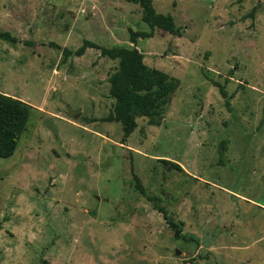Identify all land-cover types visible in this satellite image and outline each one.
Instances as JSON below:
<instances>
[{
	"label": "rangeland",
	"instance_id": "obj_1",
	"mask_svg": "<svg viewBox=\"0 0 264 264\" xmlns=\"http://www.w3.org/2000/svg\"><path fill=\"white\" fill-rule=\"evenodd\" d=\"M151 4L177 32L134 43L126 0H0V94L31 106L0 158V264H264V0ZM84 40L173 77L160 115L125 137L118 59L63 57Z\"/></svg>",
	"mask_w": 264,
	"mask_h": 264
},
{
	"label": "trees",
	"instance_id": "obj_2",
	"mask_svg": "<svg viewBox=\"0 0 264 264\" xmlns=\"http://www.w3.org/2000/svg\"><path fill=\"white\" fill-rule=\"evenodd\" d=\"M141 7V19L150 29L130 31L131 42L137 38L152 36L155 28L167 32H177L170 15L156 13L151 0H126ZM253 10L251 11L252 14ZM0 40L13 43L7 31H0ZM96 48L102 56L118 59V68L109 78V95L115 99L114 114L111 119L123 127V135L128 136L135 128L138 116L156 117L167 104L171 93L177 87V81L165 72L148 67L143 62L142 54L137 48H106L84 40L74 52L64 48L63 57L71 54L80 56L86 48ZM221 95L226 99L227 94L221 86ZM228 101L226 99L225 104ZM31 106L27 103L0 94V158L10 157L17 146L21 133L24 131ZM179 167L177 164H171Z\"/></svg>",
	"mask_w": 264,
	"mask_h": 264
},
{
	"label": "water",
	"instance_id": "obj_3",
	"mask_svg": "<svg viewBox=\"0 0 264 264\" xmlns=\"http://www.w3.org/2000/svg\"><path fill=\"white\" fill-rule=\"evenodd\" d=\"M176 254H179V251L178 250H176Z\"/></svg>",
	"mask_w": 264,
	"mask_h": 264
}]
</instances>
